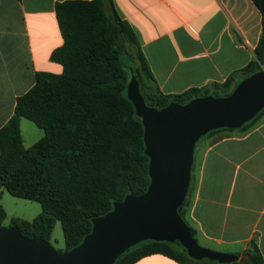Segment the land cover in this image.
I'll return each mask as SVG.
<instances>
[{"label": "trees", "instance_id": "trees-1", "mask_svg": "<svg viewBox=\"0 0 264 264\" xmlns=\"http://www.w3.org/2000/svg\"><path fill=\"white\" fill-rule=\"evenodd\" d=\"M261 15V33L253 58L224 82L165 96L144 78L151 80L146 62L127 23L116 15L111 0H67L55 4V16L63 43L50 54L61 65L60 74L38 72L33 86L17 97L13 115L0 127V191L37 202L41 212L31 221L13 218L27 239L49 244L55 222H59L64 249L81 243L91 231V220L112 209L126 195H140L149 184L148 158L144 155L143 128L126 97L129 71L139 83L149 107L185 104L205 96L227 95L242 78L264 68V0H251ZM121 57L136 60V67L124 66ZM264 108L239 129L248 130ZM33 123L43 136L25 149L19 123ZM190 185L179 210L189 204ZM6 214L0 205V228ZM192 236L194 231L191 229ZM247 258L230 264H264L252 238ZM160 254L178 264H218L188 257L176 242H141L124 252L113 264H134Z\"/></svg>", "mask_w": 264, "mask_h": 264}, {"label": "crops", "instance_id": "crops-1", "mask_svg": "<svg viewBox=\"0 0 264 264\" xmlns=\"http://www.w3.org/2000/svg\"><path fill=\"white\" fill-rule=\"evenodd\" d=\"M62 1L67 0H0V127L36 73L62 71L49 59L63 43L54 10ZM111 3L133 32L152 85L165 96L224 82L252 60L261 33V15L251 0ZM23 121L19 129L27 149L43 132ZM190 178L184 219L195 238L206 248L237 255V261L247 258L254 238L264 262V112L244 132L203 138L194 148ZM134 264L178 263L154 254Z\"/></svg>", "mask_w": 264, "mask_h": 264}, {"label": "water", "instance_id": "water-1", "mask_svg": "<svg viewBox=\"0 0 264 264\" xmlns=\"http://www.w3.org/2000/svg\"><path fill=\"white\" fill-rule=\"evenodd\" d=\"M126 97L143 128L149 184L126 195L106 214L91 220L77 246L58 254L40 239L24 238L16 226L0 228V264H113L145 241L177 242L196 261L237 262L238 256L200 246L179 210L190 184L196 142L217 129H239L264 108V68L239 80L225 96H205L185 104L149 107L129 71Z\"/></svg>", "mask_w": 264, "mask_h": 264}, {"label": "rangeland", "instance_id": "rangeland-1", "mask_svg": "<svg viewBox=\"0 0 264 264\" xmlns=\"http://www.w3.org/2000/svg\"><path fill=\"white\" fill-rule=\"evenodd\" d=\"M121 60H122V63L124 64V66H126V68H127L128 65L130 64V59L121 57ZM135 64L136 63L132 64V66L136 67ZM143 82L146 85L152 87L151 81L148 80L147 78H144ZM23 122H25L24 124H27L28 126L33 128L34 130H36L37 132H40L42 134V130L39 129L38 127H36L33 123L27 121L26 119H24ZM26 132H28V130H26L24 127H22V133L25 135ZM0 205L2 206V208L6 214V218L3 222L4 228L9 227V222L13 218H19V219L31 221L33 218H35L41 212L40 205L37 202L30 201V200L23 199V198L14 197V196L10 195L9 193H7L4 189H2L0 191ZM194 239L197 241V243L200 246L204 247L202 242L198 238H195V236H194ZM49 244H50L51 248L54 249L55 251L64 249L63 235H62V231H61V227H60L59 222L54 223V226L52 228V232L50 235ZM214 251H216V250H214Z\"/></svg>", "mask_w": 264, "mask_h": 264}]
</instances>
